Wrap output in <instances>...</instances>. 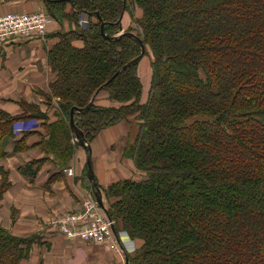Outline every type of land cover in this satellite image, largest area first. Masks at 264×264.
Wrapping results in <instances>:
<instances>
[{"label": "trees", "instance_id": "16d2710c", "mask_svg": "<svg viewBox=\"0 0 264 264\" xmlns=\"http://www.w3.org/2000/svg\"><path fill=\"white\" fill-rule=\"evenodd\" d=\"M42 2L69 30L54 34L46 54L55 76L43 95L47 111L37 104L1 116L0 161L10 143L13 154L43 145L60 172L50 180L62 176L82 148L72 143L71 110L98 93L74 119L91 144L126 127L109 152L132 177L102 192L117 238L134 244L133 254L125 248L129 264H264V0ZM136 9L138 29L127 32L150 59L146 98L139 64L120 72L141 54L139 43L101 34L105 23L106 34L117 35L122 15ZM102 93L111 105L99 102ZM29 119L46 130H34L38 144H29L31 132L15 133ZM44 160L19 171L36 177ZM36 240L0 226V264H21Z\"/></svg>", "mask_w": 264, "mask_h": 264}, {"label": "crops", "instance_id": "0c3cea01", "mask_svg": "<svg viewBox=\"0 0 264 264\" xmlns=\"http://www.w3.org/2000/svg\"><path fill=\"white\" fill-rule=\"evenodd\" d=\"M37 12L48 15L42 0H0V17L6 14ZM63 30L68 31L69 24L61 25L50 18L46 36L43 38L33 35L7 42L0 41V112L12 116L21 114L19 101L25 97L28 102L36 103V98L38 102H43L41 96L34 90L40 89L46 92L50 83L55 80V76L46 63V54L53 47L50 48V41L56 44V40L53 39L54 34ZM146 91L143 84V98L147 97ZM107 99L108 95L105 93L98 96L99 102L111 105ZM18 126H21V122H17L16 127ZM125 134L126 127L120 124L98 135L99 138L107 136L104 137L106 147L103 157L109 158L110 163L103 170L100 166L99 170L96 168L95 159L98 156L96 144H91L94 171L101 190L114 182L128 178V171L123 162L118 161L115 155L109 152ZM11 146L10 143L6 150L10 152L8 156L13 158L12 161L16 164L24 160L21 156L34 153L32 149L25 154H13ZM78 156L79 159L70 168L75 169V174L69 176L64 171V174L56 180H50L53 174L60 173L53 163L45 164L39 174L31 179L21 174L19 168L16 170L15 182L5 192V207L0 210L1 217L5 209V220L0 218V226L16 236L37 237L28 257L21 264H108V258L100 247L69 241L61 233L52 229L54 227L52 222L59 215L77 212L82 196L92 190L91 185L86 182L87 179H82L83 169L79 166L80 160L82 158L87 160L88 155L81 153ZM24 165L25 163H22L19 167L22 168ZM124 241L132 244L128 238L123 239L122 242ZM122 259L125 261L123 252L118 254V258L115 257L117 264H120Z\"/></svg>", "mask_w": 264, "mask_h": 264}, {"label": "rangeland", "instance_id": "374dc122", "mask_svg": "<svg viewBox=\"0 0 264 264\" xmlns=\"http://www.w3.org/2000/svg\"><path fill=\"white\" fill-rule=\"evenodd\" d=\"M69 11H70V6H69ZM139 16H140V12H139L138 9L135 10L134 16H131L130 14H128V12L125 15H122L121 22H122V25H123V30L125 32H127L130 29H136L137 30L138 29V25L136 23V20H139ZM84 21L86 23H88L87 20H84ZM86 23H84V24H86ZM87 25L88 24H86V26ZM53 39L56 40V43L58 42L57 38L56 39L53 38ZM48 40H49V38H48ZM36 41H38V40H36ZM53 45L54 44L51 43V41H50V48ZM42 52L43 53L45 52L43 47H42ZM138 73H139L140 78H141V80H142V82L144 84V91L147 90L146 92L148 94V91H149V88H150V82H151V66H150V59L148 57H144L143 60L139 63V65H138ZM34 91L38 95L41 96L43 102L42 103L38 102V99L36 98V103L32 104L33 102H28L27 98L25 97V98H23V100L19 101V104H20L19 107L21 109V113H25L27 111V109H29L31 107V105H34V107H35V105H37V104L42 106L41 107L42 108L41 111H43V112H40V111H37V112L44 113L45 111H47V110H45V107L43 106L44 102H46L45 98L43 96L44 92L40 91V89H37V90H34ZM39 92H40V94H39ZM24 102H26L27 104L23 105ZM47 113H49V112H47ZM2 115H3V112H0V118H1ZM41 121L42 120L36 121L34 119H29V120L23 122L22 125L18 127L19 130H17V131L20 132V133L31 132V133L34 134V135H32V137L28 141L30 145H32L35 142H37L35 144H38L39 142H42V137H40L41 135L39 136L40 133H34V130L35 131H39L40 130V132L42 133V136L46 135V130L40 129ZM15 133L17 134L16 131H15ZM109 136H111V135H109ZM104 137H107V136H104ZM104 137L103 136H101L100 138L96 137V139H98V138L99 139L98 140L95 139L92 142V144H96L95 147L97 149V155L98 156L95 159V161H96L95 165H96V168H98V170H99V166H100V169L103 170V168H107V164L110 163V159L109 158L103 157V151L105 150V147H106V145L104 143V141H106V140H105ZM75 141L76 140H73L72 143L74 144ZM43 150H44V146L42 145V146L36 147V149H34L32 151L34 153L21 156L24 159L22 161V163H25V164L29 165L30 163H37L40 160L45 159L44 162H43L44 165L45 164H49V163L51 164L52 162L50 160H48L49 162L46 161L45 156L42 154ZM79 152H80V154H79ZM84 152L85 151L82 148H80V149L77 148L76 149V154L72 158L71 167L70 168H72L74 162L79 159L78 155H81V153L85 155L86 152L85 153ZM12 159L13 158H10V156H7L6 159L4 158V159H2L0 161V164H1V166H0V210L5 207V192H6L5 188L6 189L10 188V185L15 182L16 170L19 168V165L22 164V163L16 164V162L12 161ZM86 162H87V160L82 158V160H80V163H79L80 164L79 166L82 167V169H83L82 179H85V180L87 179V176H86V170H87ZM93 167H94V160H93ZM70 170H72L73 174H75V171H74L75 169L74 170L70 169ZM127 175H128V178L132 177L130 169H128ZM31 178H33V177H30V179ZM135 179H138V177L135 176ZM86 182L89 183L88 180H86ZM87 191L89 192V190H87ZM89 193H86L85 195L82 196L81 202H80V205H79L80 208H82V203L84 202V198H86L87 194H89ZM14 210H15V208L13 209V211ZM71 213H75V212H66L64 214L59 215L57 217V219L54 220L55 222L54 221L52 222V224L54 225V227L52 229L59 232V230L57 229L58 228V222H56V221H59L60 219H63L66 215L71 214ZM0 218H1V220H5V209L2 212V215H1ZM125 237H126V235L122 234V239L121 240L123 241V239H126ZM66 239L69 240V241H77V242H80V243H83V244H87V245H90V246H94V247H97V248L100 247L105 252V255L108 258V260H107L108 264H117L116 260H115V257L118 258V254L119 253L115 252L110 246H107L108 243H105L102 246H99V245H95V244L82 242L78 238H73L74 240H70L68 238H66ZM122 243H123V245H125V247L127 248L128 252L130 254H133L134 246L132 244L128 243L127 241H124ZM120 264H125V261H123V259H122L120 261Z\"/></svg>", "mask_w": 264, "mask_h": 264}, {"label": "built area", "instance_id": "2783aa9c", "mask_svg": "<svg viewBox=\"0 0 264 264\" xmlns=\"http://www.w3.org/2000/svg\"><path fill=\"white\" fill-rule=\"evenodd\" d=\"M82 28L88 29L86 22L81 19ZM50 17L43 12L32 14H6L0 17V41L7 42L15 38H25L30 36H46L47 25ZM86 23V24H84ZM22 125V123H21ZM19 127V126H18ZM16 127L15 131L19 133ZM69 176L73 175V171H67ZM58 222V230L66 238L74 240L78 238L82 242L102 246L108 243L115 252L121 253L118 241L113 233V223L101 211L92 195L89 193L82 208L75 213L66 215Z\"/></svg>", "mask_w": 264, "mask_h": 264}, {"label": "water", "instance_id": "95a60500", "mask_svg": "<svg viewBox=\"0 0 264 264\" xmlns=\"http://www.w3.org/2000/svg\"><path fill=\"white\" fill-rule=\"evenodd\" d=\"M64 1H66V0H64ZM121 20H122V18H121ZM105 27H106V25H105V23H103L102 27H101V34H102L103 38H105L107 40H111L112 39V40H115V41H119L123 37H129L131 39H134L140 45L141 54L137 58H135L134 60L129 62L120 72H122L123 70H126L129 67H132L134 65L139 64L143 60V58L145 57V53H146V47H145V44L143 43V41L135 33H133V32H125L123 30V27H121L120 28V32L117 33V35L111 37L108 34H106ZM97 94L92 98V101L90 102V104L86 108L80 109V108L74 107L71 110V113H70V128H71L72 134H73L76 142L79 144V146H81L87 152V155H88L87 162H86V166H87V170H86L87 180H88L89 184L92 187L93 197L95 198V201H96L99 209L101 211H103L105 213V215L108 217L107 209H106V206H105V203H104L103 193H102L101 189L98 187L95 171H94V168H93V158H92L93 149H92V146L88 142L85 133L76 125V122H75V119H74V116H75L76 113H85L91 108V106L93 105V103L95 101V98H96ZM109 220H110V218H109ZM113 232H114V228H113ZM114 234H115V232H114ZM124 255H125V253H124ZM125 264H129V261H128V258H127L126 255H125Z\"/></svg>", "mask_w": 264, "mask_h": 264}, {"label": "flooded vegetation", "instance_id": "af4514ba", "mask_svg": "<svg viewBox=\"0 0 264 264\" xmlns=\"http://www.w3.org/2000/svg\"><path fill=\"white\" fill-rule=\"evenodd\" d=\"M94 168V167H93ZM66 172H67V170H66ZM102 191V190H101ZM91 193H92V190H91ZM92 195H93V193H92ZM104 197V196H103ZM95 199V198H94ZM104 203H105V199H104ZM106 206V205H105ZM114 228V227H113ZM114 232H115V228H114ZM113 232V233H114ZM115 235V237H116V239H117V241H118V244H119V248H120V250H121V253L123 252V253H125V255H126V252H125V245H123V243H122V241L121 240H119L118 238H117V236H116V234H114ZM121 244V245H120ZM123 248V249H122ZM120 253V254H121ZM119 254V255H120Z\"/></svg>", "mask_w": 264, "mask_h": 264}]
</instances>
